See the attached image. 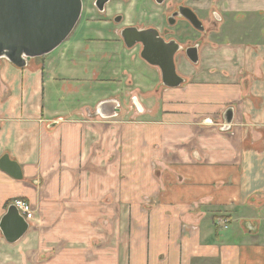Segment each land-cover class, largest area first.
Instances as JSON below:
<instances>
[{"label": "crops", "instance_id": "crops-1", "mask_svg": "<svg viewBox=\"0 0 264 264\" xmlns=\"http://www.w3.org/2000/svg\"><path fill=\"white\" fill-rule=\"evenodd\" d=\"M94 3L51 53L0 59V158L22 175L0 170V219L16 199L33 210L16 243L0 233V264H264V0L210 7L222 21L196 64L179 56L175 88L120 35L163 28L165 8Z\"/></svg>", "mask_w": 264, "mask_h": 264}, {"label": "water", "instance_id": "water-1", "mask_svg": "<svg viewBox=\"0 0 264 264\" xmlns=\"http://www.w3.org/2000/svg\"><path fill=\"white\" fill-rule=\"evenodd\" d=\"M111 1L119 0H95L94 6L103 12ZM163 1L156 0V3ZM82 10V0H0V59H6L17 68H24L28 60L51 53L72 33ZM182 13V17L194 28L201 29L200 21L190 9L185 8ZM120 35L127 48L141 45V58L159 69L164 87L175 88L184 83L175 70L174 56L180 49L175 42L163 41L154 29L126 28ZM185 55L191 63H197V48L186 49ZM117 112L118 102L110 100L97 107L96 115L108 119ZM222 119L221 130L226 131L233 120V110L228 108ZM0 170L14 179H22L20 167L7 155L0 158ZM28 227V222L10 204L0 219V233L5 241L16 243Z\"/></svg>", "mask_w": 264, "mask_h": 264}, {"label": "flooded vegetation", "instance_id": "flooded-vegetation-1", "mask_svg": "<svg viewBox=\"0 0 264 264\" xmlns=\"http://www.w3.org/2000/svg\"><path fill=\"white\" fill-rule=\"evenodd\" d=\"M155 6L160 8H165V14L163 17V21L165 23V26L163 28H157V27H149V28H138L137 26H127L124 27L122 30L126 28H136L138 30H145V29H154L158 32V35L160 38L163 39L165 42H175L178 46H180V49L176 52L174 56V65L177 75L180 76L178 73V61L179 56H183L185 58V51L188 48H197V55L199 51V47L203 41V39L209 35V33L213 32L216 28L218 22L222 21V18L218 16H215L213 14V11L210 7L213 5H216L218 3V0H209L210 5H208L207 8H209V11H207L204 14L197 13L189 4L188 0H164L161 4H157L156 0H154ZM185 8L190 9L197 19L201 23V29L194 28L187 20H185L182 17V12ZM123 17L119 14L115 15L113 17L112 22L117 24H122ZM218 19V20H216ZM172 22V24H170ZM183 24V25H182ZM185 31H184V30ZM121 30V31H122ZM176 30V31H175ZM187 31V32H186ZM139 45V44H137ZM141 47V45H139ZM142 50V47H141ZM182 77V76H180Z\"/></svg>", "mask_w": 264, "mask_h": 264}, {"label": "built area", "instance_id": "built-area-1", "mask_svg": "<svg viewBox=\"0 0 264 264\" xmlns=\"http://www.w3.org/2000/svg\"><path fill=\"white\" fill-rule=\"evenodd\" d=\"M12 204L17 208L19 214L25 219V221L30 222L33 219V210L26 201L16 199L13 200Z\"/></svg>", "mask_w": 264, "mask_h": 264}, {"label": "rangeland", "instance_id": "rangeland-1", "mask_svg": "<svg viewBox=\"0 0 264 264\" xmlns=\"http://www.w3.org/2000/svg\"><path fill=\"white\" fill-rule=\"evenodd\" d=\"M84 1V5H86V3H87V1L88 0H82V2ZM180 1V0H179ZM183 1V0H182ZM164 11H166V10H164ZM184 30V29H183ZM176 31V30H175ZM185 31V30H184ZM187 32V31H186Z\"/></svg>", "mask_w": 264, "mask_h": 264}, {"label": "trees", "instance_id": "trees-1", "mask_svg": "<svg viewBox=\"0 0 264 264\" xmlns=\"http://www.w3.org/2000/svg\"><path fill=\"white\" fill-rule=\"evenodd\" d=\"M10 204H12V202L11 203H8L6 207H8Z\"/></svg>", "mask_w": 264, "mask_h": 264}]
</instances>
